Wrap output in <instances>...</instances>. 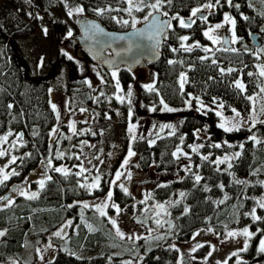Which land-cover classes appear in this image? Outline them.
<instances>
[{
    "label": "trees",
    "instance_id": "1",
    "mask_svg": "<svg viewBox=\"0 0 264 264\" xmlns=\"http://www.w3.org/2000/svg\"><path fill=\"white\" fill-rule=\"evenodd\" d=\"M123 1L7 0L0 5V136L17 134L23 139L16 146L14 165L17 169L10 171L9 176L17 180L24 170L36 166L45 171L43 189L37 187L38 180L31 181L25 189L31 196L36 193L35 198L19 195L9 206L0 208V260L14 257L23 245L34 247L36 245L31 242L42 243L45 238H50L59 245L52 258L42 264H121L128 257H138L140 264H175L177 250L168 246L167 241L185 240L195 230L210 227L218 235L239 228H247L253 233L226 264H264V253L259 251V241L264 239V208L257 205V199L264 194V111L261 110L264 98L258 99L257 67L264 58L260 54L257 58L256 47L249 38V34L255 32L261 39L257 38V47L264 44L261 34L264 0H232L231 5L227 0H219L218 4L216 0H162L160 11L167 13L168 17L185 15L208 3L214 5L219 15L231 14L236 21V43L229 48L235 51H215L204 56L199 47L185 51L179 39L183 32L178 26L167 27L159 48L161 57L147 67L151 72L149 85L155 91L137 87L138 96L135 98L139 108L142 105L146 108V104L162 105L160 100L163 99L168 106L183 109L173 130L153 139L136 136L129 145L135 153L131 169L147 173L152 167L161 177L175 173L176 150L187 155V165L185 170L180 169L179 176L164 183L156 182L146 192L148 201L170 202L158 214L150 213V204H145L144 209L137 205L132 210V195L118 185L110 187L108 180L102 184L103 175H97L96 168L86 169V181H83L81 155L91 143L87 141L90 138L86 136L87 130L81 137L76 135L77 131L70 135L66 130L62 131L63 126L56 127L48 97L49 81L31 75L16 43V38L32 32L39 18L54 26L50 9L57 7L83 9L81 12L86 18L97 19L108 30L132 28L129 17L121 11L119 3ZM237 4L239 8L235 7ZM97 10H103L102 14ZM118 20H128L129 24L118 23ZM181 74L185 77L183 89L180 88ZM117 77L126 88L132 83L133 73L120 67ZM237 80L245 84L244 92L236 87ZM220 104H223L222 108ZM120 106L123 111L129 107L126 102ZM218 109L224 113L233 109L239 112V127L231 131L222 129L216 115ZM217 144L220 147H215ZM58 152L63 156L57 157ZM223 156L230 159L222 163L217 161ZM49 159L52 160L51 167L47 163ZM57 167L66 169L67 174L54 171ZM13 172L16 177L12 176ZM197 175L201 177L199 182L196 181ZM97 176L101 185L96 190L88 191V187L81 186L89 185ZM132 185L139 186L140 182ZM104 190L112 192L111 201L126 209L132 221L144 227H156L155 234L158 232L161 238L156 236V240L148 242L147 238L152 235L139 236L129 244V252L121 249L125 247L124 242L106 243L112 233L116 234L106 213L101 215L95 208L89 209L75 202L84 193L98 196ZM77 205L82 207L79 212ZM253 209L260 219L252 218ZM112 210L113 206H108L107 212ZM68 216L80 220L63 235L67 236L65 243L54 239L52 231ZM139 240L141 244L138 245ZM245 243L246 251L243 250ZM115 249L120 254L109 257V250ZM205 249L201 247L196 255H202Z\"/></svg>",
    "mask_w": 264,
    "mask_h": 264
},
{
    "label": "rangeland",
    "instance_id": "2",
    "mask_svg": "<svg viewBox=\"0 0 264 264\" xmlns=\"http://www.w3.org/2000/svg\"><path fill=\"white\" fill-rule=\"evenodd\" d=\"M257 1L255 3H257ZM6 2L7 0H0V5ZM119 5L121 6L123 15L129 17L130 24L133 18L137 21L136 25L144 22L148 12L152 11L149 8H143L140 11L133 9L131 15H129L126 10L128 7L126 0L122 3L120 2ZM195 8L202 9L200 14L206 16L207 20L199 19L197 16L194 17L195 23L190 27H180L179 20L173 19V17L182 19L188 18ZM195 8L191 9V11L185 15L169 17V24L171 26H178L180 32H183L181 37H188V40L183 41V43L191 47H197L196 45H199L198 47L204 52V56L210 55L215 51L218 53L222 50L226 51L224 47L219 46L220 43L213 44L212 41L204 35V32L210 27L214 28L215 25L222 24L223 26L217 29L213 35L219 36L221 40L222 29H225L229 36L230 48H232L236 43L231 42L234 29L231 24L225 23L223 18L225 14L231 16L234 20L235 17L229 13L219 15L215 7L207 9L205 5H201ZM77 9L78 8L69 7L66 9L58 7L50 9L51 18L55 22V25L53 26V24H50L44 18H39L35 22L32 32L24 37L16 38L18 49L31 75L39 78H46L49 81L48 97L56 119V127L61 128L63 126L64 128L62 131L66 130V133L71 135L73 134L72 126L74 125L77 136H85L87 132L86 136L90 137L87 139V141L91 142L89 143L90 148L81 155L82 157L80 160L83 164L82 167L85 169V175L82 174L84 176L83 181H86V169L96 168V174L100 176L101 173L103 175L104 180L101 181L102 184L108 180L110 187L114 184L118 186L120 184L124 185L128 193L132 195V207L130 206L132 210H134L137 205H141V208L144 209L146 207L145 204H150V213L158 214L162 211L163 207L170 202L158 203L148 201L146 192L149 190L150 185L156 182L157 184L160 182L164 183L175 178L177 175L179 176L180 169L185 170L187 165V155L180 150H176L174 156L178 161L175 173L162 177L156 174L152 170V167L149 168L147 173H143L137 168L131 169L130 164L132 163V157L125 167H121V165L123 161L128 158L129 145L133 135L135 137L143 136L153 139L165 131L173 130L178 125L183 109H176L169 106L175 109V111L168 112L164 110L163 105L154 106L151 104H146V108H143V105L139 108L138 105L140 104L135 98V96H138L137 87L142 86L148 89L147 86H150L149 84L151 82V72L147 68L148 64L143 63L142 66L135 69L132 72V83L124 88L117 77L119 68L106 71L98 63L85 57L78 47L73 49L72 40H75L74 38L78 35L76 23L86 18V16H84L81 11L78 12ZM69 12L72 14L69 15ZM159 12L164 15V12ZM69 31L71 32V36L68 34ZM261 34L264 37V23ZM258 40L260 41L261 39L258 38ZM181 43L182 41L180 42V46ZM205 48L212 49V51L205 52L203 50ZM255 49L258 54L257 50L264 49V44H260L259 47ZM259 54L264 58V52H260ZM261 66H264V62L257 67L259 74V90L264 88V76L260 75ZM114 71L116 72L115 78H113L112 75ZM117 80L119 81L120 91L116 88ZM241 83L244 85V89H240V91L244 92L246 89L245 84L243 82ZM129 89L132 91L131 98L127 97ZM117 96H123L124 101L121 102L118 100L116 98ZM263 98L264 93L260 91L258 99L261 100ZM115 102L119 103V105L115 104ZM124 102L129 106L126 111H123L120 106V103ZM53 106H55V111L53 110ZM153 108L155 111L151 110ZM218 111L222 113V117L218 116L219 126L225 121H241L240 116L236 117V111L234 112L232 110L230 113H224L221 109H218L217 112ZM109 112H111V114H109ZM132 117L135 118L132 119ZM251 119H254V116L251 117ZM130 124L135 126L134 132L131 134L128 131ZM164 125H171L172 127H162ZM85 130L87 131L85 132ZM61 132H58V135H61ZM4 136L7 135L0 136V151L4 152V155L0 156V168L3 169V171L0 172V199L7 193L11 194V196L3 201L0 200V208L9 206L14 198L22 195L20 191H17L18 188L22 189L26 195L31 196L30 192L25 191L30 182L33 180H38L39 182L45 180V171L41 172L36 170L35 168L37 166L32 170H24L22 176L17 180H12L13 177L11 178L9 173L17 169V165H14L16 162L12 160V157H15L13 150L23 142V139L17 134H12L7 136V141H3L2 138ZM18 137H20V139H18ZM225 157H227L226 160L230 159L228 156H223L217 161H225ZM90 159L91 161L89 162ZM117 171L122 172L123 175L119 181L113 184L112 181L115 180ZM5 175L8 177L6 180L4 179ZM12 176L16 177L17 174H13ZM39 182L37 183V187L40 186ZM134 182L144 183H140L139 186L135 185L133 187L132 184H134ZM93 183L94 178L90 180L89 185ZM99 185H101L100 182L97 187H88V191L96 190L95 188H98ZM109 190H104L98 196H96V194L88 195L84 193L83 197L75 200V202L77 201L76 203L82 206L88 205L87 208L89 209L92 207L95 208L96 212L99 214H101L102 210L103 213H106V218L111 223L114 232L117 234V230H119L120 235L112 233L109 241H105L106 243L117 244L119 241L124 242L125 247H121V249L125 252H129V244L135 242V238L139 236L152 235L150 238H147L148 242L156 240V236L161 238L158 232L155 234L156 227H154V229L152 227L138 225L134 220H131L126 209L114 204L111 199H108L107 194ZM258 201H264V194L261 198L257 199V205L260 206ZM111 205L113 206V210L107 212L108 206L110 208ZM161 205H163V207H161ZM117 208L119 211H117ZM81 209L82 207L77 205L76 210L79 212ZM146 210L147 209L144 211ZM132 219H134V217H132ZM78 220L80 219L76 218L74 220L68 216L53 229V238H58L59 241L61 239L62 242L66 243L67 236L63 235L70 227H74ZM111 221H115V224ZM244 229L245 228L236 230L230 229L225 234L218 235L210 227L200 228L192 232L185 240L169 239L167 245L177 250L178 256L175 264H218V262L219 264H225L229 257L235 254L248 238L242 235ZM229 232H235L236 235L229 236ZM129 235H132L134 238H120V236H126L127 238ZM137 242L138 245L141 244V240ZM57 243L55 245L50 238H45L42 243L31 242L30 244H35L36 246L26 248L23 245L22 249L14 255V257L0 260V264H42L51 259L55 254L56 248L59 245V243ZM203 246L206 247V249L202 255L197 256L196 252ZM119 254L120 253L117 252L116 249L114 251L109 250V257ZM121 264H140V260L138 257H128Z\"/></svg>",
    "mask_w": 264,
    "mask_h": 264
},
{
    "label": "snow or ice",
    "instance_id": "3",
    "mask_svg": "<svg viewBox=\"0 0 264 264\" xmlns=\"http://www.w3.org/2000/svg\"><path fill=\"white\" fill-rule=\"evenodd\" d=\"M126 2H127V5H128V7H127L126 10H127V12H128L129 15H131L133 9H135L136 11H140L143 8H149V9L152 10V11L148 12L147 16L145 17V20L148 21L147 28L146 29H136L137 21H136L135 18H133L132 21H131V27L134 30L132 34H130L128 36L121 35V36H115V37H113V39H115V40L128 41V49H127L128 51H131L132 50V46H133V41L134 40H136V39L142 40L144 38H147L148 40H155L156 39V36L161 33V30L164 27H171V25L167 21L161 22L158 19V16L156 15V13H159V11H160V8L162 6V0H154V2H153V0H126ZM169 2H170V0H169ZM227 2H228L229 5L232 4V0H227ZM216 3L218 4L219 3V0H216ZM213 7H214V5L212 3H208V4L205 5V8H207V9H212ZM235 7L236 8H239V5L237 4V5H235ZM77 11L78 12L79 11H83V9H77ZM97 11L100 12V14H102V12H103V10H97ZM201 12H202V9L195 8V9L192 10L191 16L192 17H197V13H201ZM71 14L72 13L69 12V15H71ZM164 15H167V13H164ZM149 18H151V19L149 20ZM197 18L207 20V17L206 16H203V15L200 16V17H197ZM113 19H115V17H113ZM173 19H178L179 20L180 27H190L193 23H195V20H191V19L188 20V21H186V20H184L182 18H179V17H173ZM223 19H224V22L225 23H229V24L232 25L233 29L235 28L236 21L231 16L225 14ZM244 19L247 20L248 18L247 17H244ZM117 22L118 23H122L124 25H128L129 24V21L128 20H122V21H119L118 20ZM222 26H223L222 24H217V25H215L214 28L213 27H210L206 32H204V35L209 40H211L213 44L220 43L221 42L220 37L219 36H216V35H213V33L217 29L221 28ZM90 30H92L94 33L95 32H102V30L99 28V26L98 25H95V24L91 25ZM68 34H69V36H71V32L70 31H69ZM179 39L182 41L181 47L184 48L185 51H191L192 50L191 46H186L183 43V41H187L188 40V37L183 36V37H180ZM222 42L223 43H229V41L227 39H224ZM231 42H233V43L236 42V37H235L234 32H233V36H232V41ZM138 46L139 45L137 44V47ZM196 46L198 47L199 45H196ZM203 50L205 52L212 51V49H209V48H205ZM226 50H228V51H235V49H226ZM173 51H175V49H173ZM257 51H258L257 58L259 59V53L260 52H264V49H258ZM212 62L213 63H216L215 60H213ZM170 63H171V61H170ZM228 71H232V69H228ZM112 75H113V78H115L116 77V72L114 71L112 73ZM249 75H251V73H249ZM260 75L261 76H264V66H261V68H260ZM184 82H185V77H184L183 74H181V78H180V88L181 89H183V87H184ZM147 87H148V91H155V89L152 88L151 86H147ZM236 87L239 88V89H241V90L244 89V85L239 80L236 81ZM116 88H117L118 91L121 90L118 80H117V83H116ZM260 91L262 93H264V88H261ZM131 96H132V91H131V89H129V91L127 92V97L128 98H131ZM116 98L118 100H120L121 102L124 101V97L123 96H117ZM249 99H252V98L249 97ZM185 102L186 103H190V101H185ZM160 104L163 105V108H164L165 111H168V112L175 111V109L170 108L164 102L163 99L160 100ZM9 107H11V105H9ZM219 107L222 108L223 107V104H220ZM53 110L55 111V106H53ZM151 110L155 111L154 108L151 109ZM261 110L264 111V108H262ZM233 111L235 112V109H233ZM216 115L222 117V113L219 112V111L216 113ZM239 116H240V113L239 112H236V117H239ZM240 123H241V121H239V120H235V121H225L224 123H221L220 124V127L223 128L225 131H231V130L237 129L239 127ZM162 127H169V128H171L172 126L171 125H164ZM134 128H135L134 125H131V124L129 125L128 131H129L130 134L134 132ZM72 130L75 133V127H74V125L72 126ZM53 131H55V130H53ZM18 139H20V137H18ZM132 139H135V136L134 135L132 136ZM2 140L3 141H7L8 140V137L7 136H4L2 138ZM215 147H220V145L217 144V145H215ZM178 151H179V149H178ZM3 155H4V152L3 151H0V156H3ZM56 155H57V157H62L63 156V153H59L58 152ZM133 155H135V153L131 150V148H129V150H128V158H126L123 161V164L121 165V167H125L129 163V159ZM174 155H175V153H174ZM204 159H207V157H204ZM226 159H227V157H225V160ZM12 160H13V162H15L16 158L15 157H12ZM219 162L222 163L223 161H219ZM47 163H48L49 167L52 166V160L51 159H49L47 161ZM2 171H3V169L0 168V172H2ZM54 171H56V172H64L65 174H67V170L64 169V168H60V167L54 168ZM84 172H85V169L81 166L80 167V173H84ZM12 174H16V173L13 172ZM122 175H123L122 172L117 171L116 174H115V180L112 181V183L114 184L116 181H119ZM7 178H8L7 175H5L4 176V179L6 180ZM48 178L51 179V177H48ZM200 179H201V177L197 175L196 176V181L199 182ZM99 180H100V177L97 176V177L94 178V183L93 184H91V185H86L85 184V185H81V186L82 187H97L98 184H99ZM39 183H40L41 189H43V187H44V181L41 180ZM119 186L125 192H127V189L124 187L123 184H120ZM17 191H20L22 195H26V193H24L22 189H19L18 188ZM181 195H183V193ZM35 196H36V193H33L32 196L29 197V198H35ZM107 196H108V199H111L112 192L109 191L108 194H107ZM258 203L260 204V207L264 208V201H258ZM84 207H88V205H84ZM161 207H163V205H161ZM117 211H119L118 208H117ZM103 214L104 213L101 210V215H103ZM251 215H252V218L254 220L260 219V217H257L255 215V209L252 210ZM111 222L113 224H115V221H111ZM157 224L159 225V221H157ZM57 234H59V233H57ZM117 234L120 235L119 230H117ZM228 235L229 236H235L236 233L235 232H229ZM242 235L244 237L251 238V236L253 235V233H251L247 228H245L243 230ZM243 250L244 251L247 250V243H245ZM259 251L262 252V253H264V239H260V241H259ZM218 264H219V262H218ZM225 264H226V262H225Z\"/></svg>",
    "mask_w": 264,
    "mask_h": 264
},
{
    "label": "water",
    "instance_id": "4",
    "mask_svg": "<svg viewBox=\"0 0 264 264\" xmlns=\"http://www.w3.org/2000/svg\"><path fill=\"white\" fill-rule=\"evenodd\" d=\"M161 22H170L168 16L162 15L160 12L156 13ZM203 14H198L200 17ZM151 18H149L150 20ZM189 19H186L188 21ZM148 21H144L136 25V29H146ZM98 25L102 32H93L90 30L91 25ZM78 35L72 40V48L79 47L86 56L98 63L104 70L123 67L129 72H133L143 63L154 64L161 57L160 46L164 41V36L167 32V27L161 30V33L156 36L155 40L136 39L133 41L132 50L128 51V41H119L113 39L115 36H128L133 33V28L122 31L108 30L97 19L83 18L76 23ZM249 38L254 47H257L259 42L258 35L255 32L249 34ZM227 39L229 43L222 41ZM137 44L139 45L137 47ZM219 46L229 49L231 47L228 33L225 29L222 31L221 42ZM106 51L108 53H106ZM144 183V182H140ZM9 194H5L0 199L1 201L8 199Z\"/></svg>",
    "mask_w": 264,
    "mask_h": 264
},
{
    "label": "flooded vegetation",
    "instance_id": "5",
    "mask_svg": "<svg viewBox=\"0 0 264 264\" xmlns=\"http://www.w3.org/2000/svg\"><path fill=\"white\" fill-rule=\"evenodd\" d=\"M189 20L191 19V20H195V18L194 17H189L188 18ZM222 31H223V29H222ZM221 36H222V34H221ZM79 48V47H78ZM79 50L83 53V55L85 56V57H88V56H86L85 54H84V52L79 48ZM107 53V52H106ZM89 58V57H88ZM13 152H14V154H17V147H15L14 148V150H13ZM15 158H16V155H15ZM37 164V163H36ZM38 168H36V170H39V171H43V169L40 167V166H37ZM27 188V187H26ZM14 189V188H13ZM10 196H11V194H10ZM184 261V260H183Z\"/></svg>",
    "mask_w": 264,
    "mask_h": 264
},
{
    "label": "bare ground",
    "instance_id": "6",
    "mask_svg": "<svg viewBox=\"0 0 264 264\" xmlns=\"http://www.w3.org/2000/svg\"><path fill=\"white\" fill-rule=\"evenodd\" d=\"M165 39V38H164ZM91 60V59H90ZM106 72V71H105ZM10 195V194H9Z\"/></svg>",
    "mask_w": 264,
    "mask_h": 264
}]
</instances>
